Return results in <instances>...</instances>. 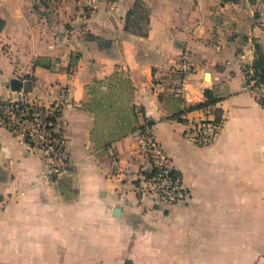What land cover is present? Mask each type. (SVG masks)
<instances>
[{"label":"crops","instance_id":"0c3cea01","mask_svg":"<svg viewBox=\"0 0 264 264\" xmlns=\"http://www.w3.org/2000/svg\"><path fill=\"white\" fill-rule=\"evenodd\" d=\"M134 1L98 0L85 12L86 0H0V97L48 105L63 95L70 162L49 178L43 153L0 127V264H264V108L246 82L253 42L264 49V0H141L146 36L125 29ZM120 68L136 124H150L186 201L158 209L136 194L145 160L135 131L93 136L87 87ZM206 90L221 126L197 144L184 130L205 115L183 109Z\"/></svg>","mask_w":264,"mask_h":264},{"label":"built area","instance_id":"2783aa9c","mask_svg":"<svg viewBox=\"0 0 264 264\" xmlns=\"http://www.w3.org/2000/svg\"><path fill=\"white\" fill-rule=\"evenodd\" d=\"M86 0L85 12H92L94 2ZM114 4L115 0H108ZM180 70L185 76L191 71L188 63L182 62ZM185 79L186 77H182ZM252 80L249 85H253ZM256 97L264 108V85L252 87ZM180 96L181 91H175ZM64 104L63 95L48 105L28 101L26 99H4L0 97V127L13 134L21 135L25 141L39 149L48 161L47 177H58L70 170V162L66 155V137L58 125L61 108ZM204 118L191 120V126L184 130V136L197 144H205L214 138L221 126V119L214 121L212 105L200 108ZM135 131L134 148L144 158L134 180V189L139 197L149 196L158 206H168L186 201L189 191L182 181L180 173L156 140L150 124L143 122ZM111 155H113L110 149Z\"/></svg>","mask_w":264,"mask_h":264},{"label":"trees","instance_id":"16d2710c","mask_svg":"<svg viewBox=\"0 0 264 264\" xmlns=\"http://www.w3.org/2000/svg\"><path fill=\"white\" fill-rule=\"evenodd\" d=\"M141 10H143V15H141ZM139 17L144 18L143 26L139 23ZM125 29L141 35L146 36L148 31V8L142 3L141 0H135L133 3V6L128 9L126 13V20H125ZM89 40L96 41L98 45L102 46V48L108 50L111 47V42L106 39H102L99 36L89 34L88 35ZM254 47V58L250 66L246 67V82L247 84H250V82L253 80L254 83L251 85V88L254 87L256 84H263L264 85V49L263 47L256 41L253 42ZM73 61L70 59V63ZM34 65H40L45 68H49V64L47 62L42 61V59H36L34 61ZM113 77H116L117 79L124 78L128 83L130 93L132 92L133 86L130 83V80L126 75L123 76V72L119 70H114L108 77L107 80H111ZM19 81V80H18ZM20 82V81H19ZM102 83L101 80H94L92 84L88 85L87 91L90 96V98L84 103V105L92 111L96 118V107L100 106L102 104L101 99L94 96V93L97 91L96 85L93 84H100ZM207 99L204 102H199L193 106H187L183 109V111H189L194 108H199L207 105H214L215 102L218 100L215 97H212L209 93V91H205ZM129 117L128 122L126 125L121 128V132L118 135H112L109 137V141L116 140L121 138L122 136H125L129 133H132L139 129L142 125H138L137 123V111L136 106L132 102V99L130 97V107H129ZM178 118V117H177ZM179 119V118H178ZM221 119V110L219 108H214V121H219ZM147 123V122H146ZM148 124V123H147Z\"/></svg>","mask_w":264,"mask_h":264},{"label":"rangeland","instance_id":"374dc122","mask_svg":"<svg viewBox=\"0 0 264 264\" xmlns=\"http://www.w3.org/2000/svg\"><path fill=\"white\" fill-rule=\"evenodd\" d=\"M143 15V10H141ZM139 23L143 26L144 18L139 17ZM96 42V41H95ZM119 71L126 75L122 68ZM113 77L111 80L103 79L100 84L96 85L97 91L94 96L101 99L102 104L96 107V118L93 136L99 140V143L105 142L112 135H118L128 122L130 107V90L128 83ZM93 83V82H92ZM91 83V84H92ZM90 96L88 95L89 99ZM161 209L160 207H156Z\"/></svg>","mask_w":264,"mask_h":264},{"label":"water","instance_id":"95a60500","mask_svg":"<svg viewBox=\"0 0 264 264\" xmlns=\"http://www.w3.org/2000/svg\"><path fill=\"white\" fill-rule=\"evenodd\" d=\"M15 84H17V87H16ZM10 85H11V87L17 89V88L20 87V82H19L18 80H16V79H12ZM25 85H26V84H25Z\"/></svg>","mask_w":264,"mask_h":264}]
</instances>
